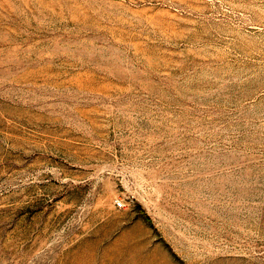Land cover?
Masks as SVG:
<instances>
[{
	"label": "rangeland",
	"instance_id": "obj_1",
	"mask_svg": "<svg viewBox=\"0 0 264 264\" xmlns=\"http://www.w3.org/2000/svg\"><path fill=\"white\" fill-rule=\"evenodd\" d=\"M0 264H264V0H0Z\"/></svg>",
	"mask_w": 264,
	"mask_h": 264
},
{
	"label": "built area",
	"instance_id": "obj_2",
	"mask_svg": "<svg viewBox=\"0 0 264 264\" xmlns=\"http://www.w3.org/2000/svg\"><path fill=\"white\" fill-rule=\"evenodd\" d=\"M118 205L120 206L121 205V202H118Z\"/></svg>",
	"mask_w": 264,
	"mask_h": 264
}]
</instances>
